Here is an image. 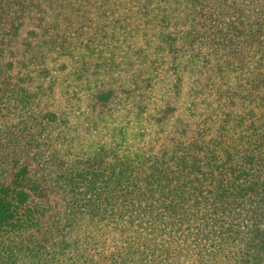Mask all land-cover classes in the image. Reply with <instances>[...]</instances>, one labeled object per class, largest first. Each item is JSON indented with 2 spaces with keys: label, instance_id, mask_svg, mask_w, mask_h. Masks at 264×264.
Listing matches in <instances>:
<instances>
[{
  "label": "trees",
  "instance_id": "trees-1",
  "mask_svg": "<svg viewBox=\"0 0 264 264\" xmlns=\"http://www.w3.org/2000/svg\"><path fill=\"white\" fill-rule=\"evenodd\" d=\"M0 264H264V0H0Z\"/></svg>",
  "mask_w": 264,
  "mask_h": 264
},
{
  "label": "rangeland",
  "instance_id": "rangeland-1",
  "mask_svg": "<svg viewBox=\"0 0 264 264\" xmlns=\"http://www.w3.org/2000/svg\"><path fill=\"white\" fill-rule=\"evenodd\" d=\"M65 97H68V96L60 95V96L57 97L56 100L59 99L58 101L63 102ZM35 168H36L35 162H31V164H29V170H30V174L29 175L31 177H29L30 179L27 180L28 181L27 183L30 184V185L34 184L36 182L39 183V181L37 179H35L36 177L32 176V172L35 170ZM39 194H42V198L48 199L49 200L48 202L53 204V206L56 207V208H60V205H62L60 203L59 197L56 194H54V191L52 189L46 187L43 183H40V188L37 191V195H39ZM35 197L38 198V196H36V195H35Z\"/></svg>",
  "mask_w": 264,
  "mask_h": 264
}]
</instances>
